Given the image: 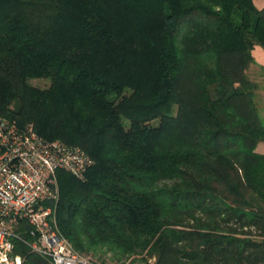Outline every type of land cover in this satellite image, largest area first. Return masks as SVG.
Returning <instances> with one entry per match:
<instances>
[{"label":"trees","instance_id":"16d2710c","mask_svg":"<svg viewBox=\"0 0 264 264\" xmlns=\"http://www.w3.org/2000/svg\"><path fill=\"white\" fill-rule=\"evenodd\" d=\"M256 45L253 0H0V116L93 161L52 202L88 264H264Z\"/></svg>","mask_w":264,"mask_h":264},{"label":"built area","instance_id":"2783aa9c","mask_svg":"<svg viewBox=\"0 0 264 264\" xmlns=\"http://www.w3.org/2000/svg\"><path fill=\"white\" fill-rule=\"evenodd\" d=\"M92 159L79 147L46 140L28 124L0 116V264H23L16 241L45 254L54 264H88L53 224L50 207L34 212L38 203L59 195V170L84 174ZM26 220L29 240L16 230Z\"/></svg>","mask_w":264,"mask_h":264},{"label":"crops","instance_id":"0c3cea01","mask_svg":"<svg viewBox=\"0 0 264 264\" xmlns=\"http://www.w3.org/2000/svg\"><path fill=\"white\" fill-rule=\"evenodd\" d=\"M258 7H264V0H253ZM253 56L255 62L252 64L251 70L253 74H250L251 78L259 84L258 93L256 96V101L264 99V49L260 45H256L253 49ZM261 143V142H260ZM258 144L257 151L264 153V151L259 150L261 144Z\"/></svg>","mask_w":264,"mask_h":264},{"label":"rangeland","instance_id":"374dc122","mask_svg":"<svg viewBox=\"0 0 264 264\" xmlns=\"http://www.w3.org/2000/svg\"><path fill=\"white\" fill-rule=\"evenodd\" d=\"M251 67H252V65H251ZM251 67L248 69V75H250V74H253L252 72V70H251ZM33 84L34 85H44V86H46V85H48V84H50V82H49V79H36V80H33ZM260 88V87H259ZM257 93H258V91H257ZM256 104H257V106H258V109H259V112H260V115L262 116V118L264 119V99H263V97H262V99L260 100L259 99V101H256ZM261 145H260V147H259V150H262V151H264V141H262L261 143H260ZM57 200V199H56ZM53 202V199H47V200H44L42 203H38L36 206H35V208H34V212L35 213H39V212H41L43 209H45V208H47V207H50V208H52L53 210H54V208H55V205L52 203ZM28 224H29V222H28ZM19 230L20 229V227H16V230ZM68 239V238H67ZM69 240V239H68ZM69 242L71 243V245L73 246V244H72V242L69 240ZM73 248H74V246H73ZM74 250H75V248H74ZM76 251V250H75ZM77 252V251H76ZM78 253V252H77ZM81 255V254H80ZM84 259H86V260H90L89 259V257H86V256H83V255H81ZM105 258H106V260L108 261V262H110L111 263V256L110 255H106L105 256ZM135 258H139L138 256H135ZM134 259V258H133ZM93 262H95V261H93ZM140 261H137L136 263H138V264H140L139 263ZM112 264V263H111Z\"/></svg>","mask_w":264,"mask_h":264}]
</instances>
